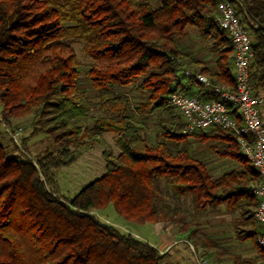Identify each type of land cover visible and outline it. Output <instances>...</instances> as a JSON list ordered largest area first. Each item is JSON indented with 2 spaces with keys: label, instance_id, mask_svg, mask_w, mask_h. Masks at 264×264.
<instances>
[{
  "label": "trees",
  "instance_id": "obj_1",
  "mask_svg": "<svg viewBox=\"0 0 264 264\" xmlns=\"http://www.w3.org/2000/svg\"><path fill=\"white\" fill-rule=\"evenodd\" d=\"M219 1L0 0V121L12 125L30 116L32 127L19 137L21 145L11 132L21 127L22 133V126L8 130V143L0 132V264L170 263L167 252L89 213L109 204L127 221L170 224L209 264L222 263L227 248L198 218L226 204L229 213L240 211L238 236L254 238L264 256L254 217L260 176L241 152L238 134L220 126L184 132L183 117L160 119L156 142L143 134L146 117L175 109L173 91L205 93L195 74L233 88L234 46L217 20ZM231 2L252 36L250 83L260 96L264 0ZM189 29L208 42V57L180 47ZM75 43L91 59L87 73L97 102L80 87ZM129 86L140 100L132 102ZM39 133L55 148L34 159L28 140ZM104 133L113 135L117 153ZM191 135L220 143L214 151L239 166L216 175L190 149L172 147ZM95 144L106 146L105 172L74 196L60 195L53 170ZM243 261L249 260L234 259Z\"/></svg>",
  "mask_w": 264,
  "mask_h": 264
},
{
  "label": "built area",
  "instance_id": "obj_2",
  "mask_svg": "<svg viewBox=\"0 0 264 264\" xmlns=\"http://www.w3.org/2000/svg\"><path fill=\"white\" fill-rule=\"evenodd\" d=\"M217 20L227 31L234 46L233 88L216 84L206 75L197 73L195 77L203 84L205 93L193 95L175 90L169 95V102L183 117L184 132L220 126L238 134L241 152L260 176L259 183L253 189L257 198L254 216L260 226L256 240L264 248V120L261 111L264 100L261 95H254L250 83V63L254 55L252 36L231 0L219 1ZM185 74L192 73L187 69ZM21 131L20 127L11 132L16 142ZM89 213L101 223L109 222L98 210H90ZM189 244L195 264H209L208 260L200 256L194 246Z\"/></svg>",
  "mask_w": 264,
  "mask_h": 264
},
{
  "label": "rangeland",
  "instance_id": "obj_3",
  "mask_svg": "<svg viewBox=\"0 0 264 264\" xmlns=\"http://www.w3.org/2000/svg\"><path fill=\"white\" fill-rule=\"evenodd\" d=\"M189 34L185 36L183 39H180L179 44L180 47L188 52H194L198 54L199 57H208V42L205 39L197 35L193 29H189ZM82 43H75L73 48L77 54L79 60V69H80V87L86 90V93L91 97L93 102L98 101L97 91L96 88L91 83L88 77V69L91 59L87 56L83 51ZM131 86L127 87L126 90L129 91L131 95L132 102L141 99V94L138 91H130ZM1 108V103H0ZM96 108H94L95 112ZM175 118L181 117V114L173 108L165 109V110H158L155 113L149 115L145 118L147 123V130L143 131L145 138L150 142H156L157 140L161 139V135L159 134V123L158 121L162 118ZM264 119V117H263ZM93 119L91 118L87 126H92ZM20 125L23 127V132L21 133V139L25 136H28L32 130L31 127V117L27 116L21 119L14 120L12 125H7L4 122L0 121V132L6 133L3 136V141L8 143V139H10L9 134L7 133L8 130L12 129L11 127ZM7 130V131H6ZM106 146H109L113 149L115 153L118 152L117 148L114 145L113 135L111 133H104L103 134ZM18 140L17 144L21 145V140ZM172 147L176 148L178 146H184L191 150V152L203 159L211 171L215 174L222 173L226 170H229L233 167H238L239 165L230 158L221 157L215 151L214 147L219 146L220 143L210 140L207 142H201L197 140L194 136H189L188 139L184 142L179 144H171ZM105 145L95 144L92 148L84 151L80 154L77 159L69 164L61 166L57 169L53 170L54 180L57 186V191L60 195L66 197L74 196L84 185L91 182L95 178L100 177L105 172V162L102 156V151L106 147ZM55 147L52 143L50 136L39 133L34 136H30L28 140V147L27 151L31 157L34 159L38 154H43L47 150H53ZM189 206V203H187ZM256 208V207H255ZM254 208V210H255ZM99 214L107 219L109 222L105 224L113 225L121 232L124 233H131L137 239H140L145 242L155 243L158 246L159 235L157 233V227L152 223H145L140 224L136 222L127 221L122 218L117 211L115 210L112 204H109L105 209L98 210ZM208 215V214H207ZM206 214L204 216H199V220L201 223H205L208 221V216ZM255 217V216H254ZM168 226V228H167ZM164 230L167 232V236L171 237L170 240L173 238L175 239L174 235H177L176 228L172 227L170 224L164 225ZM175 233V234H174ZM173 235V236H172ZM179 236V235H177ZM177 238V237H176ZM175 243H178L177 246H187L186 242L182 240H177ZM176 246V247H177ZM171 248V246H168ZM169 248V249H170ZM173 248V247H172ZM196 252L200 255L202 252L197 248L194 247ZM165 249V248H164ZM186 257H188V264H191V260H194L193 251H191L190 247L184 251H182ZM168 262L173 264L172 259L170 256L166 257ZM191 258V259H190ZM209 261L212 262V258H209ZM169 263V264H170ZM195 263V260H194ZM176 264V263H174Z\"/></svg>",
  "mask_w": 264,
  "mask_h": 264
},
{
  "label": "crops",
  "instance_id": "obj_4",
  "mask_svg": "<svg viewBox=\"0 0 264 264\" xmlns=\"http://www.w3.org/2000/svg\"><path fill=\"white\" fill-rule=\"evenodd\" d=\"M261 95L264 100V92H262ZM261 111H262V117H264V101H263V105L261 106ZM207 216H208V221L206 222L207 233L211 237L217 239L224 247L227 248V254L225 257L223 256L222 263L220 264H233L234 259L236 260V262H238L241 259L249 260V261L240 262L239 264L263 263L264 256L260 252V248L257 245L255 239L252 237L241 239L238 236L236 223L240 217L239 210L235 211L234 213H229L226 209V204H222L217 211L210 212L208 213ZM154 225L157 227V233L159 235V240L157 241L158 246H156L155 243L154 244L151 243V244L158 247L162 253L167 252V256H170L173 261L172 263L188 264L189 258L183 255L184 253L182 251L185 252L187 246L188 248L190 247L191 249V246L189 244L190 242L177 235H174L175 239L173 238L172 240H170L171 237H168L167 232H165L164 230V225L166 224L160 222ZM255 228L260 229L258 223L255 225ZM182 239L183 241L186 242L187 245L186 247L177 246L178 243H175L177 240H182ZM168 246H171V248ZM210 258H212V261H215L214 257H210ZM190 263L195 264L193 259L191 260Z\"/></svg>",
  "mask_w": 264,
  "mask_h": 264
}]
</instances>
